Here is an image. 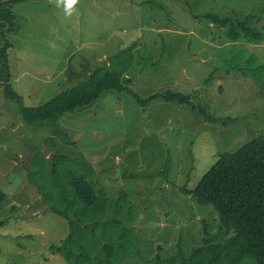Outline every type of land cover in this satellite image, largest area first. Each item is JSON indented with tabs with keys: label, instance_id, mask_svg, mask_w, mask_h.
Returning a JSON list of instances; mask_svg holds the SVG:
<instances>
[{
	"label": "rangeland",
	"instance_id": "rangeland-1",
	"mask_svg": "<svg viewBox=\"0 0 264 264\" xmlns=\"http://www.w3.org/2000/svg\"><path fill=\"white\" fill-rule=\"evenodd\" d=\"M10 11L17 30L5 36L9 84L25 106L46 104L112 60L133 61L125 75L141 100L172 91L190 105L139 106L106 91L57 121L29 125L3 97L0 60V264H65L49 247L63 242L68 222L48 210L28 177L40 153L62 156L59 170L92 182L113 221L108 233L138 250L118 264L189 251L204 231L231 244L213 207L181 188L193 190L221 153L264 138V1L20 0ZM206 14L250 18L263 39L231 42ZM228 255L231 264L256 262L232 248Z\"/></svg>",
	"mask_w": 264,
	"mask_h": 264
},
{
	"label": "trees",
	"instance_id": "trees-1",
	"mask_svg": "<svg viewBox=\"0 0 264 264\" xmlns=\"http://www.w3.org/2000/svg\"><path fill=\"white\" fill-rule=\"evenodd\" d=\"M264 1V0H262ZM0 4V20L11 24L8 7L12 3ZM203 17L216 27L225 29V37L231 41L245 39L259 43L263 35L248 27L250 18L235 21L218 18L213 14ZM3 25L0 23V28ZM12 26V25H11ZM12 29V27H11ZM3 34V32H2ZM10 44L0 50L1 69L8 74L4 78L3 97L14 102L26 124L57 121L65 114L74 113L90 106L106 91L132 96L139 106L151 100L190 105V97L178 92L167 91L141 100L130 89L131 79L125 73L133 61L112 60L109 64L95 68L76 86L60 93L39 107H27L22 97L9 84L7 50ZM118 59V57L116 58ZM264 65L258 69L263 71ZM259 83L264 85L262 79ZM211 122L219 119L207 117ZM64 159L58 155L46 159L41 153L31 165L29 180L36 186L47 204L48 210L67 220L69 233L59 246H50L65 264H118L123 258L135 257L138 250L130 251L124 244L123 235L108 233L110 223L106 206L98 201L92 182L84 174L58 169ZM58 170V171H57ZM199 205H211L218 215L219 227L232 234V243L214 241L204 231L202 245L189 251H178L168 258H153L137 264H231L230 248L236 252L252 254L255 264H264V138L259 137L242 145L231 153H221L213 166L202 176L193 190L181 188ZM0 190V204L5 200ZM4 222H0V227Z\"/></svg>",
	"mask_w": 264,
	"mask_h": 264
},
{
	"label": "flooded vegetation",
	"instance_id": "flooded-vegetation-1",
	"mask_svg": "<svg viewBox=\"0 0 264 264\" xmlns=\"http://www.w3.org/2000/svg\"><path fill=\"white\" fill-rule=\"evenodd\" d=\"M1 1L2 0H0V4H4V3H1ZM13 1H20V0H13ZM10 2H12V0H10L8 2H5V3H10ZM8 13L12 16V19H10L11 20V24H8L4 20H0V23L3 25L0 28V39L2 40V42L4 41L3 45L5 44V42L9 43L5 39L6 34H8L9 32H15L17 30V27L15 26V15L13 13H11L10 7H8V12L6 14H8ZM11 27H12V29H11ZM2 32H3V34H2Z\"/></svg>",
	"mask_w": 264,
	"mask_h": 264
},
{
	"label": "water",
	"instance_id": "water-1",
	"mask_svg": "<svg viewBox=\"0 0 264 264\" xmlns=\"http://www.w3.org/2000/svg\"><path fill=\"white\" fill-rule=\"evenodd\" d=\"M8 1H10V0H2L1 3H5V2H8Z\"/></svg>",
	"mask_w": 264,
	"mask_h": 264
},
{
	"label": "crops",
	"instance_id": "crops-1",
	"mask_svg": "<svg viewBox=\"0 0 264 264\" xmlns=\"http://www.w3.org/2000/svg\"><path fill=\"white\" fill-rule=\"evenodd\" d=\"M125 77H126V75H125Z\"/></svg>",
	"mask_w": 264,
	"mask_h": 264
},
{
	"label": "bare ground",
	"instance_id": "bare-ground-1",
	"mask_svg": "<svg viewBox=\"0 0 264 264\" xmlns=\"http://www.w3.org/2000/svg\"><path fill=\"white\" fill-rule=\"evenodd\" d=\"M13 1V0H12Z\"/></svg>",
	"mask_w": 264,
	"mask_h": 264
}]
</instances>
